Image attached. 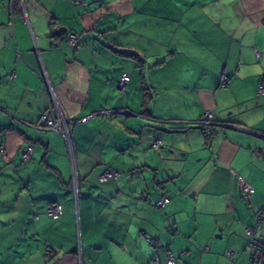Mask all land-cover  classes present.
Listing matches in <instances>:
<instances>
[{"label":"crops","instance_id":"crops-1","mask_svg":"<svg viewBox=\"0 0 264 264\" xmlns=\"http://www.w3.org/2000/svg\"><path fill=\"white\" fill-rule=\"evenodd\" d=\"M262 78L264 0H0V264H252ZM53 101L71 146L35 126Z\"/></svg>","mask_w":264,"mask_h":264},{"label":"built area","instance_id":"built-area-1","mask_svg":"<svg viewBox=\"0 0 264 264\" xmlns=\"http://www.w3.org/2000/svg\"><path fill=\"white\" fill-rule=\"evenodd\" d=\"M78 35L70 34L67 37V42L72 45L76 46L77 44ZM257 58L259 57V53L256 52ZM230 76L226 73L222 72L218 75L216 78L218 85L220 86H226L228 82L230 81ZM129 81V75L123 74L119 81H118V87L121 90H125V86L127 82ZM257 93H264V78L260 79L257 84ZM55 101H53V105L49 106L45 111L41 113V116L35 125L36 127H39L44 130H53L61 133L65 141H67V144L71 146L70 141V125L73 123L71 119H68L67 116L54 104ZM70 124V125H69ZM198 124L203 128V131L205 133V137L207 139H212V137L216 134V127L222 125V122L217 118L214 113L211 110H206L201 118L198 121ZM261 137H264V134L260 135ZM162 144L161 139L157 138L154 139L151 143L153 147H158ZM32 151V146H27L24 148L20 154V157L22 160L29 159ZM121 177V173L107 168L105 169L98 177V181L100 183H107L111 180H115ZM76 183V179L74 180ZM241 194L243 196L249 197L251 194V190L248 186L243 185L240 187ZM169 196H162L158 198L156 201H154L152 204L154 207L162 208L168 201ZM61 213V205L57 202H53L49 205L47 209V214L52 218H57ZM262 216V212H259L255 215L256 217V224L255 226H248L245 228V232L248 236L247 240V246L249 248L250 256L252 264H264V243L260 242L258 238L255 236L256 228L260 224V218ZM234 253L229 251L228 256L233 257ZM175 259L168 254L167 262L166 264H174Z\"/></svg>","mask_w":264,"mask_h":264},{"label":"trees","instance_id":"trees-1","mask_svg":"<svg viewBox=\"0 0 264 264\" xmlns=\"http://www.w3.org/2000/svg\"><path fill=\"white\" fill-rule=\"evenodd\" d=\"M27 146H32V145H27ZM27 146H26V147H27ZM26 147H25V148H26ZM22 150H23V149H22ZM32 151H33V146H32ZM32 151H31V153H32ZM21 152H22V151H21ZM29 159H30V157H29ZM29 159H27V160H22L21 157H20V161H21V162L28 161ZM53 202H57V203H59V204L61 205V213H60V215H59L57 218H52V217H50V216L47 214V209H48L49 205H50L51 203H53ZM45 212H46V215H47L50 219H52V220H58V219L61 217L62 213H63V207H62L61 202H60V201H57V200H50V201H48V202L46 203V205H45Z\"/></svg>","mask_w":264,"mask_h":264}]
</instances>
